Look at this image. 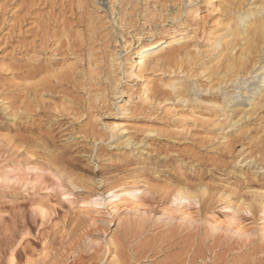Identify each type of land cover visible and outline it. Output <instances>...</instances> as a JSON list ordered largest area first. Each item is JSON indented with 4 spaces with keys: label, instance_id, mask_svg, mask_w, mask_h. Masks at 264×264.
I'll return each mask as SVG.
<instances>
[{
    "label": "rangeland",
    "instance_id": "rangeland-1",
    "mask_svg": "<svg viewBox=\"0 0 264 264\" xmlns=\"http://www.w3.org/2000/svg\"><path fill=\"white\" fill-rule=\"evenodd\" d=\"M247 13L264 0H0V264H264V35L248 72L244 41L209 48ZM172 34L201 56L130 76Z\"/></svg>",
    "mask_w": 264,
    "mask_h": 264
},
{
    "label": "bare ground",
    "instance_id": "bare-ground-1",
    "mask_svg": "<svg viewBox=\"0 0 264 264\" xmlns=\"http://www.w3.org/2000/svg\"><path fill=\"white\" fill-rule=\"evenodd\" d=\"M213 1H219V4H224L227 5L229 0H211ZM263 3V1H262ZM246 11V10H245ZM240 13V12H239ZM260 15V14H259ZM252 14H246L245 16H240L239 17V21L241 26L243 27V31H235L233 33H231V38L224 40L225 38H221V39H215L213 40L211 38V40L209 41V48L212 49H216L221 47L223 44L228 45V50L231 52V54L234 53V50L236 48V43L237 41H244L243 47L241 52L238 54V63L242 69H246L249 70V66L251 65V68L256 66L257 64V58L255 56V54L259 53V49H260V41L262 36L264 35V25L263 24H256L257 22L254 21L251 17ZM257 16V15H256ZM260 19V18H259ZM261 20V19H260ZM258 21V19H257ZM238 22V21H237ZM236 26V25H235ZM229 27V26H228ZM227 27V28H228ZM230 28H228L229 30ZM236 29V28H235ZM238 29V28H237ZM241 30V29H240ZM229 32H227L228 34ZM229 33V34H230ZM195 36L194 34H186V35H179V34H172V36L167 39V40H163L161 42H153L150 43L146 46H142L140 48L139 51V57L136 60L130 61V76H139L140 72L146 70L148 67H167L166 65H173L177 60H179V58L181 56L184 55V57H189L191 55H200V53L202 51H200V49L198 48V46L196 45V40H195ZM217 36V35H216ZM224 36V35H223ZM228 37V36H227ZM219 38V37H218ZM264 38V37H263ZM213 40V41H212ZM263 41V40H262ZM207 42V41H206ZM208 43V42H207ZM262 46V45H261ZM208 47V46H207ZM221 49V48H220ZM225 50V49H224ZM207 51V50H206ZM205 51V52H206ZM214 51V50H213ZM218 51V50H217ZM210 52V51H209ZM221 52V51H220ZM262 52V51H261ZM216 55V53H215ZM213 55V56H215ZM222 55V54H220ZM226 54H224L225 56ZM193 56V57H194ZM201 56V55H200ZM261 56V55H260ZM212 58V57H211ZM210 58V59H211ZM234 58V56H233ZM209 59V61H210ZM213 59V58H212ZM211 59V60H212ZM130 60V59H127ZM217 60V59H216ZM114 61V60H113ZM112 61V62H113ZM189 61V60H188ZM207 63V62H206ZM205 64V63H204ZM212 65V64H210ZM209 65V66H210ZM136 71H135V69ZM204 68V67H203ZM212 69V68H211ZM263 69V70H262ZM209 70V69H207ZM255 70V69H254ZM259 70H262L263 76L261 77V74ZM216 71V70H215ZM203 72V70H202ZM217 72V71H216ZM248 72V71H247ZM209 73V72H208ZM213 73V72H212ZM139 74V75H138ZM223 74V73H222ZM256 74L260 76L261 81L264 82V65L256 70ZM220 75V74H219ZM240 75V72L236 73V79H234L233 82H236L238 79V76ZM222 77V76H221ZM253 77V76H252ZM171 84V83H170ZM169 84V85H170ZM262 84V83H259ZM177 85V83H176ZM173 88V87H172ZM145 97L146 99H149V97L151 96L150 91L152 90L151 87H147L145 88ZM255 90V94L259 96L260 100H264V85L263 86H256L254 87ZM228 92V91H227ZM236 92V91H235ZM254 95V94H253ZM226 95H223V97ZM232 96V95H230ZM235 98V97H234ZM231 98H229L230 101ZM250 100V98H249ZM224 101V100H223ZM257 101V100H256ZM225 102V101H224ZM232 102V100H231ZM240 103V102H239ZM256 103V102H255ZM227 104V103H226ZM236 105V104H234ZM255 105V104H254ZM227 106V105H226ZM223 108V107H222ZM227 109V108H224ZM223 109V110H224ZM234 109V108H233ZM229 110V109H228ZM225 111V110H224ZM220 112V111H219ZM234 127V126H233ZM115 129V128H114ZM132 142V141H131ZM128 144V143H127ZM137 187V186H136ZM177 188V187H176ZM174 188L175 192L174 193V199L172 200H176V201H180L182 203V200L184 201H188L189 199H191L193 196L192 194L189 193V190H187V188L184 187H178L177 189ZM142 192L139 188H131L128 189L126 191H124L123 195H129L131 197H136L137 193ZM111 195H112V199L110 200V205H111V209L114 213H118L120 210L125 209L127 211L132 210V212H134V214H138L140 212V210L133 206V207H122L123 205H125V198L126 196H124L123 198H118V195L115 193L114 190H111ZM120 196V195H119ZM99 198V197H98ZM134 199V198H133ZM130 201V200H129ZM175 201V202H176ZM183 201V202H184ZM132 202V201H131ZM128 203V202H127ZM134 203V200L133 202ZM230 205V204H228ZM85 210L86 211H92L93 213H98V214H103L104 209H102L103 207H107L105 205V203L103 201H99L98 199L95 200H91L90 202H86L85 205ZM122 207V208H121ZM141 209V208H140ZM229 209V208H228ZM233 210V209H232ZM128 213V212H127ZM126 213V214H127ZM130 213V211H129ZM171 213V212H170ZM169 213V214H170ZM186 213V212H185ZM184 215H188L185 214ZM97 214V215H98ZM183 214V213H182ZM236 214V213H234ZM171 215V214H170ZM184 217V216H183ZM188 217H184L185 218H189ZM44 218V217H43ZM191 218V217H190ZM189 218V219H190ZM101 218H97L96 220H99ZM228 219V218H227ZM194 220V219H193ZM121 221V220H120ZM224 221V220H223ZM189 222V221H188ZM221 222V221H220ZM219 222V223H220ZM229 222H232L231 220ZM237 226H239V224H237ZM216 227V226H215ZM242 228H239L238 232L242 231ZM262 237L264 238V223L262 226ZM210 232V231H209ZM243 232V231H242ZM241 233V232H240ZM114 242V241H112ZM112 245V244H111ZM117 256V255H116ZM115 256H113L114 258ZM117 259L119 257H116ZM115 258V259H116ZM113 259V260H115ZM111 260V261H113ZM113 264V263H112Z\"/></svg>",
    "mask_w": 264,
    "mask_h": 264
},
{
    "label": "snow or ice",
    "instance_id": "snow-or-ice-1",
    "mask_svg": "<svg viewBox=\"0 0 264 264\" xmlns=\"http://www.w3.org/2000/svg\"><path fill=\"white\" fill-rule=\"evenodd\" d=\"M0 183H3V181H0ZM64 199H65V200H68L69 197L66 195V196L64 197ZM13 264H15V261H13Z\"/></svg>",
    "mask_w": 264,
    "mask_h": 264
}]
</instances>
